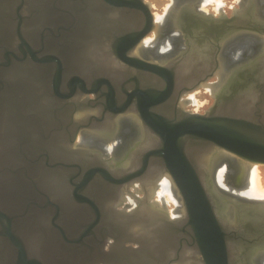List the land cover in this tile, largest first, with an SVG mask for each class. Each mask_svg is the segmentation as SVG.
Here are the masks:
<instances>
[{"label": "water", "instance_id": "95a60500", "mask_svg": "<svg viewBox=\"0 0 264 264\" xmlns=\"http://www.w3.org/2000/svg\"><path fill=\"white\" fill-rule=\"evenodd\" d=\"M162 15L144 0H0V264H263L264 201L223 192L215 172L264 165V45L216 83L230 40L260 44L264 4L214 17L173 0ZM172 28L177 52L139 53ZM212 76L203 113L172 106ZM122 121L139 136L109 155L76 142H110ZM163 176L177 216L151 200Z\"/></svg>", "mask_w": 264, "mask_h": 264}, {"label": "bare ground", "instance_id": "6f19581e", "mask_svg": "<svg viewBox=\"0 0 264 264\" xmlns=\"http://www.w3.org/2000/svg\"><path fill=\"white\" fill-rule=\"evenodd\" d=\"M199 5H200L199 6L200 9L203 10L204 4L202 5V1L199 2ZM168 6H170V5H168ZM242 18H245V17H242ZM154 19L157 23L158 21H160L162 19V16H158V15L156 16V14H155ZM154 34H155V36H154L155 38H146V39L142 40V44L139 48V50H140L139 53H141L145 57H150V56L154 55L153 53H154V47L156 44V37H157L156 32H154ZM253 38H254V40L257 39V37H253ZM260 40L262 42L261 46H263L264 45V43H263L264 37H260ZM261 46L259 48H261ZM165 50L166 49H165L164 45H162L160 47V51L164 52ZM154 57H155V55H154ZM221 60H222L221 61L222 67H221V71L218 74V82H216V83H220L221 79L225 77V75L228 73V71H229L230 67L233 65V63L235 61H237L238 59H233L232 63L230 61L226 62V61H224V59H221ZM186 62H189V61L187 60ZM229 63L231 66L229 65ZM184 68H186V67H184V65H183L182 69H184ZM206 86L212 92V91L216 90L217 84H215V83L210 84V86L213 87V90L209 87V85H206ZM190 99H191L190 100L191 102H193V103L195 102V99L193 96H190ZM124 126L126 127V124ZM123 134H124V132H123ZM92 136H94V135H92ZM90 137L88 136V134L83 132L81 134H78V136L76 138V142H78V144H84V145L92 144L95 141ZM118 141L119 140H117V138H116V139H114V141L113 140L110 142L108 141L107 145H105V146L103 145L105 154L106 153H107V155L110 154L111 150H112L111 148L113 147L112 144H116ZM124 142H122V143H124ZM100 143H101V141H100ZM235 170H236V182L239 183L240 180L242 182V184L239 186H237L235 180L233 181V178L231 177ZM215 180H216L217 186H219L220 188H222V190H224L223 192H226L232 196L235 195L234 197H237V198L240 197V199H242L244 201H248V202L249 201H256V200L264 201V186L262 185V182L260 181L261 179H260L259 174H258V165L257 164L245 165L241 161H239L235 158H227V159L223 160L221 162V164L218 166V168L216 169ZM159 186H160V189L162 190V191L160 190V193H159V197H161L162 202H168L171 200L173 203L176 204L177 201L173 195L171 183H170L167 176L159 182ZM163 192L167 194V197L163 196L164 195ZM128 200H130L129 205H132L133 201H131L130 198ZM175 211L176 212L178 211V213H175ZM180 211H181L180 207H178L176 209L173 208L172 210H169V214L172 216H177L178 214H180ZM263 263H264V261H263Z\"/></svg>", "mask_w": 264, "mask_h": 264}, {"label": "flooded vegetation", "instance_id": "af4514ba", "mask_svg": "<svg viewBox=\"0 0 264 264\" xmlns=\"http://www.w3.org/2000/svg\"><path fill=\"white\" fill-rule=\"evenodd\" d=\"M181 1V0H180ZM172 3V2H171ZM171 6V5H170ZM203 11V10H202ZM220 15H223V14H220ZM220 15H218L217 17H220ZM231 15H232V13H231ZM231 15H229V16H227V17H230ZM214 16V15H213ZM224 16V15H223ZM214 17H216V16H214ZM172 19V18H171ZM174 19V18H173ZM185 35H186V33H182V32H180L179 30H177V29H174V28H172V29H169V31H165L164 30V32H160V34L158 35L157 34V37H156V44H155V47H154V55H155V57H154V55H152L151 57H153V58H161V57H166V56H168V55H171L172 53H175V52H177L178 50H179V48L183 45V41H184V37H185ZM249 35H244V36H236V37H234L232 40H230V42L228 43V44H226L225 46H224V48H223V51H222V53H221V58H220V62L222 61L221 59H226V61H230L231 63H232V60L233 59H240L241 57H245L246 55H249L250 53H252V52H255L257 49H259V47L262 45V42H261V40H260V44H258V45H256V41L257 40H254V38H253V36H249ZM145 39V38H144ZM143 39V40H144ZM160 41V42H159ZM170 43V44H169ZM164 45V47H165V51L164 52H161L160 51V47L162 46V45ZM158 45V46H157ZM256 45V46H255ZM159 47V48H158ZM182 49V48H181ZM256 49V50H255ZM217 50V49H216ZM216 50L213 48V50H211V53L212 54H214V52L216 53ZM208 53H210L209 51H207ZM191 53H193V55L194 54H196L197 53V55H196V57H198V58H195V59H206V55H203V54H200L199 53V49H196V47L194 48V50H192L191 51ZM200 54V55H199ZM191 55H189V56H186L185 57V59H188L189 57H190ZM211 59V58H210ZM189 62H186V63H183L182 64V66H181V68L183 67V65H184V67H186V68H184V69H182L183 71H185L186 69H188L189 68V64H190V60H188ZM202 62H204V60H202ZM226 63V62H225ZM229 65H230V63H229ZM228 65V66H229ZM231 66V65H230ZM221 67H222V62H221ZM221 67H220V71H221ZM209 70H207V72H208ZM219 71V72H220ZM207 72H204V74L205 73H207ZM219 74V73H218ZM218 82V81H217ZM210 84H214V83H212V82H209V84H207V85H209V87L213 90V87H211L210 86ZM205 88H206V86H204ZM187 93V92H186ZM210 93H212L211 91H210ZM191 94H193V93H190L189 95H191ZM182 97V96H181ZM194 97V96H193ZM190 97L189 96H185V97H182V98H180V102H179V104H173L172 106L173 107H178V109L180 110V112H184V111H188V112H193V113H203V112H197V111H193V110H189V109H186V108H184V105L186 104V103H188V102H190ZM169 106V105H168ZM171 106H169L168 108H170ZM140 120V119H139ZM122 123V127H124L125 129H123L121 132H119V134H117L116 136H114L115 138H113L112 140L114 141V139H116L117 138V140H119L118 142H124L127 138H129L131 135H132V133H134V130H133V128H132V123L131 122H129V121H122L121 122ZM126 124V127L124 126ZM132 125V126H131ZM129 129V130H128ZM123 132H124V134H123ZM126 133V134H125ZM128 133V134H127ZM86 134H88V136L90 137V138H92L95 142H93L92 144H88L87 146H94V147H99L100 149H102L103 151H104V146L105 145H107L108 143V141H105V140H103V139H100V138H98V137H96V136H92V134H89V133H86ZM121 135V136H120ZM134 135H137V138H138V136H139V134H137V133H134ZM119 138V139H118ZM121 138V139H120ZM99 139V140H98ZM97 140V141H96ZM138 140V139H137ZM99 141V142H98ZM100 141H101V143H100ZM103 141V142H102ZM100 146H99V145ZM104 145V146H103ZM117 145V144H116ZM121 147V146H120ZM104 153H105V151H104ZM107 154V153H106ZM109 155V154H108ZM164 177V176H163ZM163 177H161L160 179H159V182L162 180V178ZM232 178H233V181L235 180V182H236V170L234 171V173L232 174V176H231ZM159 182L154 186V189L151 191V189L152 188H148V189H150L149 191H151L150 193H152V195L154 194V192H156L155 191V189H156V187H157V185L159 184ZM236 184H237V186H239V185H241L242 184V182H241V180H240V182L239 183H237L236 182ZM130 191L131 192H133L134 190L132 189V188H130ZM139 193H141V192H139ZM125 194H127L126 192H125ZM137 194V193H136ZM128 195V194H127ZM138 195V194H137ZM143 194L141 193V195H138L139 197H141ZM128 196H130V195H128ZM235 196V195H234ZM240 198V197H239ZM152 201H154L153 203L155 204V206L157 205V207H161L162 205H160L158 202H157V200L156 199H154V200H152ZM126 204V203H125ZM129 204V203H128ZM134 204H136V201H134ZM162 204V203H161ZM131 206V205H130ZM163 207H165V205L163 206ZM122 208V206H120L119 207V209H121ZM159 215V214H158ZM157 215V216H158ZM161 217H163V216H161V215H159V217H157V218H160L161 219ZM107 248V247H106ZM263 259H264V257H263ZM263 263V262H262ZM264 264V263H263Z\"/></svg>", "mask_w": 264, "mask_h": 264}, {"label": "rangeland", "instance_id": "374dc122", "mask_svg": "<svg viewBox=\"0 0 264 264\" xmlns=\"http://www.w3.org/2000/svg\"><path fill=\"white\" fill-rule=\"evenodd\" d=\"M144 1H147L149 3L150 10L154 16H155V14H156V16L157 15L163 16L162 14H164L165 11L170 7L168 5H171V2L173 0H144ZM200 1H202V5L204 4L203 5V12L208 14V15H214L216 17L220 14H223L226 17L231 15L233 10L239 7V2H240V0H209V1L208 0H204V1L198 0V3ZM261 2L264 4V0H261ZM199 9H200V7H199ZM154 36H155L154 32H150L144 38L145 39L146 38H155ZM139 52H140V50H139ZM224 61H226V59H224ZM226 62H228V61H226ZM215 79H216V77L212 76L208 79V81L212 82V81H215ZM190 93H193V94L189 95ZM185 96H189V97L194 96L195 102L193 103L190 101V102L186 103L184 105V108L189 109V110H193V111H197V112H203L205 109H207L212 104V101H213V97L211 96L210 90L208 89L207 86H206V88L204 86H200V87H197L191 91H188L187 93L182 95V97H185ZM257 165H258V174H259V177L261 179L260 181L262 182V185L264 186V165H260V164H257ZM165 177H163V178H165ZM160 190L161 189H160V186L158 184L156 189H155L156 192H154V194L152 195L151 200L156 199L157 202L160 205H162L161 204L162 203L161 197H159ZM137 194L141 195V193H137ZM163 194H164L163 195L164 197H167L166 193L163 192ZM126 197H127V200L124 201V203L125 202L129 203L130 200H128V199L130 197L128 195H126ZM131 201H132V199H131ZM133 204H134V201H133ZM164 205H165L168 213H169V210H172L176 206V204L173 203L171 200L168 202H164ZM179 207H180V205H179ZM170 216H172V215H170Z\"/></svg>", "mask_w": 264, "mask_h": 264}]
</instances>
